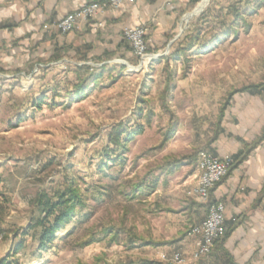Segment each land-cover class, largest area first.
<instances>
[{
	"label": "rangeland",
	"instance_id": "374dc122",
	"mask_svg": "<svg viewBox=\"0 0 264 264\" xmlns=\"http://www.w3.org/2000/svg\"><path fill=\"white\" fill-rule=\"evenodd\" d=\"M202 1L189 2L178 18L177 31L166 35L164 43L153 41L149 25H145L147 53L156 55V60L141 62L125 36V31L134 27L124 28L122 36L133 59L116 58V63L108 65L111 71L99 84L91 85L86 96L75 99L73 85L79 73L99 72L101 58L75 59L80 66L89 67L79 72L66 62L48 75L40 68L21 83L0 82V202L5 207V218L0 222L2 254L12 238L5 240L2 229L27 227L38 215L34 202L37 192L49 187L52 180H61L64 168L71 166L84 182L83 188L91 189L84 211L91 217L62 229L54 247L41 258L34 255L37 243L27 237L29 248L19 256V264H39L43 258V264H139L144 257L154 263L176 264V254L186 262L194 260L193 240L192 250L170 242L184 227L176 214L183 194L188 199L197 198L187 195L191 187L183 193L176 183H170L174 180L159 168L167 158L185 160L204 149L230 95L264 82V7L249 19V31L240 28L237 36L232 33L222 43L199 45L186 62L183 57L165 61L203 12H209L212 22L207 29L214 27V33L230 25V0H210L203 12L186 20ZM212 36L213 31L206 33L203 41L211 43ZM139 108L143 112L138 120ZM173 119L179 122L175 136L162 150L152 151L162 143ZM120 123L144 128V133L130 143L123 166L113 162L118 153L109 155V134ZM106 154L104 158L112 166L109 178L99 172ZM138 182H144L146 188L128 200L126 195L131 196ZM95 188H101V197ZM111 226L126 232L120 234V241L112 242L110 236L100 241L98 232ZM90 230L97 240L85 247L77 245L89 237ZM131 236L161 244L166 251L161 254L160 247L138 243L129 248Z\"/></svg>",
	"mask_w": 264,
	"mask_h": 264
},
{
	"label": "crops",
	"instance_id": "0c3cea01",
	"mask_svg": "<svg viewBox=\"0 0 264 264\" xmlns=\"http://www.w3.org/2000/svg\"><path fill=\"white\" fill-rule=\"evenodd\" d=\"M95 1L100 0H0V82L21 83L40 68L43 75H48L66 62L81 65L75 61L81 56L101 58L97 67L114 64L116 58L131 60L123 29L149 25L151 39L164 43L166 35L177 31L178 18L191 0H125L120 8L99 13L69 34L58 29L68 14ZM220 128L218 139L207 142L200 151L217 156L230 154L235 163L211 191L209 200H192L183 194L176 214L184 227L177 230L180 235L170 243L192 250L190 230L206 219L211 203L221 201L226 206V228L231 233L217 241L207 257L185 264H264V93L234 95ZM198 153L168 176L183 193L197 183ZM11 243L4 254L0 252V260L9 255ZM148 246L155 249L161 244ZM158 250L161 254L166 251L161 247ZM147 259L141 258L139 264H147ZM147 261L163 264L160 260Z\"/></svg>",
	"mask_w": 264,
	"mask_h": 264
},
{
	"label": "trees",
	"instance_id": "16d2710c",
	"mask_svg": "<svg viewBox=\"0 0 264 264\" xmlns=\"http://www.w3.org/2000/svg\"><path fill=\"white\" fill-rule=\"evenodd\" d=\"M198 0H195V2ZM214 0H212L213 2ZM230 6L228 11L231 15H233V19L228 26V28L221 32H215V28L212 27L210 30L207 29V25L212 22L210 18L209 12H203L201 16L198 18V22L194 24L193 30L189 33V35L185 38L184 41L177 44V47L174 51L165 59V61H180V57L185 58V62L189 60V56H191V52L197 46H211L212 43H222L226 40L232 33L237 36L238 30L243 28L246 31H249L251 28L250 18L256 15L261 8L264 7V0H230ZM213 31V36L211 38V43H206L204 40V35L208 32ZM235 36V37H236ZM84 68H89L86 65H77L76 69L78 72ZM91 69V68H90ZM99 72H88L84 76H80L77 84L73 85V96L75 99L86 96L89 92L91 85H97L104 77L106 72L108 71V65H103L98 68ZM249 92L252 94H261L264 93V82L260 84H252L250 86L244 87L235 93H232L230 97L227 99V104L225 107L221 108L219 120L216 124L215 132L213 136L208 140L209 143L215 142L221 134V121L224 117L225 110L227 106L230 104L233 95L236 93ZM143 108H139L138 113L136 115L139 120L142 117ZM179 122L178 120H172L168 130L165 134H163L162 143L152 148V151L162 150L167 143L173 139L175 133L177 132ZM144 133V128L141 124H138L135 127L129 126L127 123H120L112 129L109 134V155L112 153H118L113 158V162L123 166L125 164L126 154L130 151L129 145L132 143L136 137L142 135ZM257 144L252 146L255 148ZM113 147V148H112ZM251 148V149H252ZM112 149V150H111ZM108 152V151H107ZM248 152V151H247ZM197 153L192 157H197ZM108 154L102 156L101 162L99 164V172L103 175V177H110L111 174L108 170L112 169V166L108 162H106V158ZM245 156H243V159ZM168 160L160 166V170L165 172L166 175H171V173L180 168L182 162L184 161L178 158H167ZM187 159V158H185ZM235 161V160H234ZM235 163V162H234ZM52 164V161L49 162L45 168H48ZM156 181H153L155 184ZM50 186L45 189H40L36 197L34 199L35 204L38 208V215L33 217L28 224L27 227L23 228H13L11 229H2L1 233L3 234V238L5 240L10 239L12 237L11 243V251L9 255L0 260V264H19V256L24 254L29 248L27 244V237H31L32 242L37 243L36 251L34 255L38 258H41L42 254L51 250L55 242L59 239L58 233L65 229L67 226L72 225L80 221L88 220L91 217L90 212H84L88 208V197L91 192L89 187L83 188L84 182L81 180L79 176H76L73 173L72 167L68 166L64 168L63 176L61 180H52ZM100 187V186H99ZM106 188L105 186H103ZM144 188H146V184L144 182H138L132 188L131 196L126 195L128 200L135 199L140 193H143ZM101 188H95L97 193H100V197L103 195V192L100 191ZM124 193V192H122ZM96 200H99L95 196ZM8 201V200H7ZM5 218V207L4 202H0V222H3ZM79 223V222H78ZM126 232L124 229L115 228L113 226L102 228L100 232H98L99 240H105L106 238L111 237L110 240L112 242L120 241V234ZM231 233L227 231L225 234L226 238ZM96 233L93 230H90V235L86 240L80 241L77 245L80 247H85L93 244L96 240ZM131 236V239L128 242L129 248H134L136 243H140L141 245H149L155 244L154 242H147L146 239L136 238ZM223 238V239H224ZM145 263L151 264L147 260H144ZM143 261V262H144ZM142 262V263H143Z\"/></svg>",
	"mask_w": 264,
	"mask_h": 264
},
{
	"label": "built area",
	"instance_id": "2783aa9c",
	"mask_svg": "<svg viewBox=\"0 0 264 264\" xmlns=\"http://www.w3.org/2000/svg\"><path fill=\"white\" fill-rule=\"evenodd\" d=\"M124 1L100 0L87 3L79 10L63 18L58 24V29L63 34L70 33L79 28L80 25L87 24L90 20L97 18L99 13L108 9L120 8ZM146 32L145 25L128 28L125 31V36L143 63L157 59L156 55L147 53ZM234 162V157L230 154L217 156L208 151H200L198 153L197 183L187 191V195L204 201L209 200L211 191L228 175ZM225 213L226 206L223 202H213L209 205L206 219L190 230V237L194 245V251H192L194 260L207 257L214 244L225 237L227 231ZM174 261L176 264L187 263V259L179 254L175 255Z\"/></svg>",
	"mask_w": 264,
	"mask_h": 264
},
{
	"label": "bare ground",
	"instance_id": "6f19581e",
	"mask_svg": "<svg viewBox=\"0 0 264 264\" xmlns=\"http://www.w3.org/2000/svg\"><path fill=\"white\" fill-rule=\"evenodd\" d=\"M209 2H210L209 0H204V1L202 2V4L199 6V8L196 9V10H197L196 13L199 14L202 10H204V8L208 5ZM185 19L188 20V19H190V17L188 16V17H186Z\"/></svg>",
	"mask_w": 264,
	"mask_h": 264
},
{
	"label": "water",
	"instance_id": "95a60500",
	"mask_svg": "<svg viewBox=\"0 0 264 264\" xmlns=\"http://www.w3.org/2000/svg\"><path fill=\"white\" fill-rule=\"evenodd\" d=\"M203 1H204V0H203ZM203 1H202V2H203ZM209 1H210V0H209ZM196 12H197V10L195 9V11L192 12V13H190V14H188L187 17L189 16L190 18H192L193 16H195V15L198 14V13H196ZM201 12H203V10H202ZM201 12H200V13H201ZM200 13H199V14H200Z\"/></svg>",
	"mask_w": 264,
	"mask_h": 264
}]
</instances>
